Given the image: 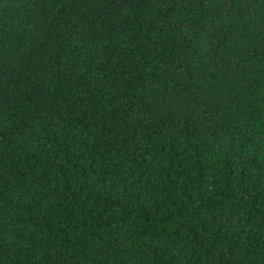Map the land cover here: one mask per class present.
<instances>
[{
  "label": "trees",
  "instance_id": "16d2710c",
  "mask_svg": "<svg viewBox=\"0 0 264 264\" xmlns=\"http://www.w3.org/2000/svg\"><path fill=\"white\" fill-rule=\"evenodd\" d=\"M0 264H264V0H0Z\"/></svg>",
  "mask_w": 264,
  "mask_h": 264
}]
</instances>
